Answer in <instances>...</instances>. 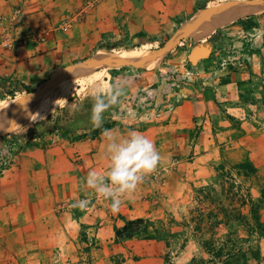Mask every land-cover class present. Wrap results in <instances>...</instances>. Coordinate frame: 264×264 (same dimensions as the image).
Returning a JSON list of instances; mask_svg holds the SVG:
<instances>
[{
    "label": "rangeland",
    "instance_id": "obj_1",
    "mask_svg": "<svg viewBox=\"0 0 264 264\" xmlns=\"http://www.w3.org/2000/svg\"><path fill=\"white\" fill-rule=\"evenodd\" d=\"M203 1L0 0V78L35 91L51 72L90 60L98 51L121 57L74 78L48 98L34 122L11 133L31 130L32 138L74 123L77 116L84 119L94 89L123 85L125 94L104 121L120 138L142 133L162 157L136 188L139 200L127 195L113 212L110 200L84 186L89 171L103 174L108 168L100 153L104 135L94 145L75 144L55 130L31 148L0 137V191L17 190L26 198L33 196L35 183L45 190L33 198L50 197L59 213L54 221L73 226L64 230L69 256L58 264H230L243 255L252 262L256 252L264 264V0L206 2L202 9L223 12L219 27L174 41L152 68L123 61L130 51L166 45L201 11ZM249 16L256 17L251 29L230 27ZM217 31L222 32L208 42ZM136 34L147 49L125 50ZM203 45L209 55L191 63L190 54ZM24 95L19 99L26 101ZM13 102H0V112ZM39 122L44 124L34 126ZM53 159L56 166L38 167L37 176L31 162ZM50 173L58 176L45 177ZM80 200L88 206L73 207ZM92 210L98 224L89 225L83 221ZM137 219L143 224L135 237H117L116 231Z\"/></svg>",
    "mask_w": 264,
    "mask_h": 264
},
{
    "label": "crops",
    "instance_id": "obj_2",
    "mask_svg": "<svg viewBox=\"0 0 264 264\" xmlns=\"http://www.w3.org/2000/svg\"><path fill=\"white\" fill-rule=\"evenodd\" d=\"M32 62L31 60L29 61L31 67L33 66ZM55 65H57L55 68H58V66L65 64L62 62L60 65ZM55 68H53V70ZM52 73L53 72H51L50 75ZM175 131H177V129H175ZM95 143H99V140L90 142L92 145ZM162 143H164V141ZM104 151L105 149L100 153L104 155ZM55 160L44 161L42 165H39L36 161L30 162L33 164L34 172L37 173L36 175L38 176L40 174V172H37L38 167L42 168L45 165L54 167L56 166ZM67 164L71 163L65 159L64 166L66 168ZM67 172H69V170L63 171V173ZM56 176L58 175H53L51 173L48 176L45 175V177L49 178ZM31 185L32 189L30 187V192H34L32 193L34 197L40 196L45 190L43 187H36L35 183ZM13 187L14 186H12V189L14 190L18 188ZM39 189L41 192H39ZM75 194L76 193H73V198L76 197ZM33 196L22 198L17 190L16 194H14V191H0V264H58L67 261L69 256V243L67 237L64 235V230L67 231L66 228H73V226L68 225L66 221L61 224L58 223V221H54L57 219L59 213L57 211V206L53 204L50 197L44 199L39 197L36 200ZM46 196H48V194ZM72 197H70V199H72ZM131 198L136 201L139 200L138 194L136 195V193H133ZM21 199L22 203H20ZM91 212H93V210L89 213L91 216H86L85 220L87 221L83 222H87L89 225L98 224L97 215ZM61 215L64 216V218L67 217V220L71 218L67 211H63ZM102 223H104V221ZM99 225L104 226L103 224ZM97 230L102 231V229L98 227Z\"/></svg>",
    "mask_w": 264,
    "mask_h": 264
},
{
    "label": "clouds",
    "instance_id": "obj_3",
    "mask_svg": "<svg viewBox=\"0 0 264 264\" xmlns=\"http://www.w3.org/2000/svg\"><path fill=\"white\" fill-rule=\"evenodd\" d=\"M124 94L123 85H113L107 92L99 87L92 91L90 120L94 127L102 125L103 114L116 105ZM63 100L68 104L67 100ZM71 106L73 110H78V105L74 102ZM103 135L106 138L104 156L108 161V168L103 174L95 170L89 171L84 179V186L110 200V208L116 212L122 204V198L135 192L143 177L157 168L162 157L153 141L142 133L132 131L120 138L110 130H105ZM88 203L87 200H80L73 207L84 209Z\"/></svg>",
    "mask_w": 264,
    "mask_h": 264
},
{
    "label": "bare ground",
    "instance_id": "obj_4",
    "mask_svg": "<svg viewBox=\"0 0 264 264\" xmlns=\"http://www.w3.org/2000/svg\"><path fill=\"white\" fill-rule=\"evenodd\" d=\"M261 7L264 9V3L261 4ZM224 19L223 12L217 9H201L198 15L184 22L172 40L168 41L163 48L154 51H130L123 61L152 68L163 59L174 41L198 34L211 27H219ZM115 60L119 61L121 57L98 51L90 60L70 65L53 73L51 78L33 93L22 96L27 99L26 101L19 99V96L16 97L12 100L14 102L8 111L0 112V135H7L28 123L34 122L37 111L48 101L49 97L67 89L70 82L77 76H84L101 67L112 66L115 64Z\"/></svg>",
    "mask_w": 264,
    "mask_h": 264
},
{
    "label": "trees",
    "instance_id": "obj_5",
    "mask_svg": "<svg viewBox=\"0 0 264 264\" xmlns=\"http://www.w3.org/2000/svg\"><path fill=\"white\" fill-rule=\"evenodd\" d=\"M211 0H204L201 4L200 8H204L206 6V2H210ZM232 1V0H227ZM255 18L253 16L245 17L241 20H238L230 27L235 25L244 26L246 29H251L254 26ZM228 27V28H230ZM227 28V29H228ZM222 31H217L215 34L209 37L208 42H212L217 39L218 35H220ZM177 46V45H175ZM174 46V47H175ZM164 47V46H162ZM160 47V48H162ZM99 49H106L104 47H100ZM140 49H147L145 48V39L141 34L134 35L128 45L125 47V50H140ZM33 91L28 90L24 84L14 81L12 79H5L0 78V102H5L9 100L15 99L17 96L21 94H31ZM89 109V113L85 115L84 119L80 117H76L74 123L68 125H61L57 126L56 129H51L49 131H41L35 133L32 138L29 137L31 130H28L26 133H9L7 134L10 138L9 142H13L14 144H18L23 148H31L35 147L38 143L45 141L48 138V135H52L55 130L57 131L58 135L66 140H71V142L78 144V143H85V142H93L98 140L101 135H103L105 130H111L113 128V124L109 123L108 121H104L107 116L110 114V108L103 114V123L100 127H94L91 123V109L93 104L85 105ZM82 122V123H81ZM44 122L34 123V126L43 125ZM11 134V135H10ZM0 136V137H5ZM6 139V138H5ZM9 140V139H6ZM243 167V166H240ZM251 168V167H250ZM143 221L141 219H137L134 221L126 222L125 226L121 229V231H116L117 237L122 236L123 233L127 234L128 239L135 237L139 230L137 229ZM140 228V227H139ZM259 254L252 253V262H250L244 255L241 257H236L232 259L230 264H260ZM259 260V263H257ZM212 264V263H210Z\"/></svg>",
    "mask_w": 264,
    "mask_h": 264
},
{
    "label": "water",
    "instance_id": "obj_6",
    "mask_svg": "<svg viewBox=\"0 0 264 264\" xmlns=\"http://www.w3.org/2000/svg\"><path fill=\"white\" fill-rule=\"evenodd\" d=\"M199 13L200 11L196 15H198ZM208 55H209V49L207 47H198L190 54L189 61L191 63H196L199 60L206 59ZM51 76L52 74L50 75V77Z\"/></svg>",
    "mask_w": 264,
    "mask_h": 264
},
{
    "label": "flooded vegetation",
    "instance_id": "obj_7",
    "mask_svg": "<svg viewBox=\"0 0 264 264\" xmlns=\"http://www.w3.org/2000/svg\"><path fill=\"white\" fill-rule=\"evenodd\" d=\"M201 47H207V48H208V46H207V45H203V46H201Z\"/></svg>",
    "mask_w": 264,
    "mask_h": 264
}]
</instances>
